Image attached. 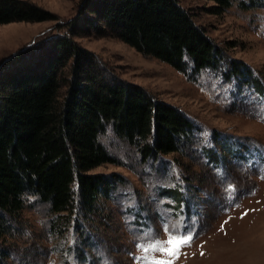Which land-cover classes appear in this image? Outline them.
<instances>
[{
    "label": "rangeland",
    "instance_id": "374dc122",
    "mask_svg": "<svg viewBox=\"0 0 264 264\" xmlns=\"http://www.w3.org/2000/svg\"><path fill=\"white\" fill-rule=\"evenodd\" d=\"M29 1L55 18L0 25V69L9 74L43 69L50 41L69 34L81 4ZM177 1L227 61L236 60L264 83V0H232L220 13L213 0ZM74 40L121 79L180 109L195 126L196 142L183 154L143 161L108 127L101 142L117 163L90 171L115 180L113 196L98 202L101 214L89 220L78 213L54 234L55 216L33 197L13 233L0 238V264H100L101 252L110 264H264V98L253 84L220 69L187 76L112 37L80 34ZM20 50L26 52L12 61ZM171 233L190 234L191 242L177 255L156 251L176 247ZM157 238L164 243L154 249Z\"/></svg>",
    "mask_w": 264,
    "mask_h": 264
},
{
    "label": "trees",
    "instance_id": "16d2710c",
    "mask_svg": "<svg viewBox=\"0 0 264 264\" xmlns=\"http://www.w3.org/2000/svg\"><path fill=\"white\" fill-rule=\"evenodd\" d=\"M213 1L216 13L232 4ZM54 18L29 0H0V25ZM68 25L69 34L50 41L40 71L9 74L0 69V238L13 233V223L33 197L55 216L54 234L77 221L78 213L89 219L101 212L98 202L113 196L115 180L90 171L117 163L101 142L108 127L143 161L183 154L195 145L188 116L112 73L74 40L76 35L120 39L187 76L220 69L226 77L252 83L264 98L263 81L236 60L227 61L177 0H81ZM25 52L14 54L12 61Z\"/></svg>",
    "mask_w": 264,
    "mask_h": 264
},
{
    "label": "snow or ice",
    "instance_id": "6c2138e0",
    "mask_svg": "<svg viewBox=\"0 0 264 264\" xmlns=\"http://www.w3.org/2000/svg\"><path fill=\"white\" fill-rule=\"evenodd\" d=\"M171 235L173 236V238L176 240V247L175 248H159L156 249V245L157 244H162L164 243L163 241L159 240L158 238L151 242V247H153L154 249H156V251L158 252H167V254L169 256H173V255H177V251L179 247H182L184 244L190 243L191 242V235H185V236H178L175 233H171ZM167 243L172 244V240H169ZM145 250H147V248H145ZM98 255H100L101 259H100V264H110V262L107 260V257L103 255V253H98ZM161 264H172L171 261L168 262H161Z\"/></svg>",
    "mask_w": 264,
    "mask_h": 264
}]
</instances>
